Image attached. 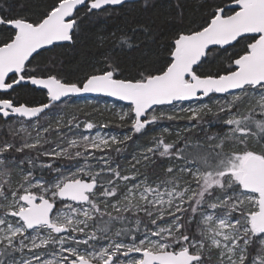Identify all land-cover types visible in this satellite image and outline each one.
Instances as JSON below:
<instances>
[{
	"label": "snow or ice",
	"instance_id": "6c2138e0",
	"mask_svg": "<svg viewBox=\"0 0 264 264\" xmlns=\"http://www.w3.org/2000/svg\"><path fill=\"white\" fill-rule=\"evenodd\" d=\"M0 264H264V0H0Z\"/></svg>",
	"mask_w": 264,
	"mask_h": 264
},
{
	"label": "trees",
	"instance_id": "16d2710c",
	"mask_svg": "<svg viewBox=\"0 0 264 264\" xmlns=\"http://www.w3.org/2000/svg\"><path fill=\"white\" fill-rule=\"evenodd\" d=\"M25 98H27V99H29V100H32V99H35V100H39V99H41L42 97L38 94V93H34V94H31V95H29V96H27V97H25ZM80 100V99H79ZM86 99H83V101H85ZM91 100H93V102H100V101H107L106 99H104V98H94V99H91ZM74 101H76V99H74ZM80 101H82V100H80ZM116 103V102H115ZM116 104H119V103H116ZM79 107V106H78ZM82 108L83 107H87V105H84V106H81ZM89 110H91V109H89Z\"/></svg>",
	"mask_w": 264,
	"mask_h": 264
},
{
	"label": "rangeland",
	"instance_id": "374dc122",
	"mask_svg": "<svg viewBox=\"0 0 264 264\" xmlns=\"http://www.w3.org/2000/svg\"><path fill=\"white\" fill-rule=\"evenodd\" d=\"M80 100H82V101H80ZM80 100L79 99H76V101H74V107H76V106L81 107V106H84L85 105L83 99H80ZM87 100H91V99H87ZM91 101L93 102V100H91ZM93 103H96V102H93ZM97 103H99L100 107L103 108V106H104L105 103L111 104V103H115V102L110 101V100H107V101H100V102H97ZM117 105H119V104H117Z\"/></svg>",
	"mask_w": 264,
	"mask_h": 264
},
{
	"label": "water",
	"instance_id": "95a60500",
	"mask_svg": "<svg viewBox=\"0 0 264 264\" xmlns=\"http://www.w3.org/2000/svg\"><path fill=\"white\" fill-rule=\"evenodd\" d=\"M94 98H104V99H107V100H110V101H113L111 98H107V97H96V96H87V97H79V98H74V99H94ZM116 103H119L121 104L122 102H119V101H114Z\"/></svg>",
	"mask_w": 264,
	"mask_h": 264
}]
</instances>
